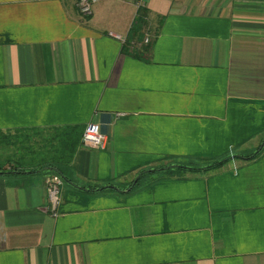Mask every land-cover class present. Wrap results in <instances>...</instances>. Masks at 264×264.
Returning <instances> with one entry per match:
<instances>
[{
	"label": "crops",
	"instance_id": "crops-1",
	"mask_svg": "<svg viewBox=\"0 0 264 264\" xmlns=\"http://www.w3.org/2000/svg\"><path fill=\"white\" fill-rule=\"evenodd\" d=\"M263 137L264 0H0V264H264Z\"/></svg>",
	"mask_w": 264,
	"mask_h": 264
},
{
	"label": "trees",
	"instance_id": "trees-1",
	"mask_svg": "<svg viewBox=\"0 0 264 264\" xmlns=\"http://www.w3.org/2000/svg\"><path fill=\"white\" fill-rule=\"evenodd\" d=\"M139 9V8H138ZM144 23L143 17L141 16V14L137 15V18L135 19V22L133 23V25L131 26L130 32H129V36L127 40H124L122 43V49L125 50L128 46V43L130 41V38L133 36H136L140 30L141 27ZM25 135H21V136H17L14 137L15 140H17L18 138H22ZM13 138V137H11ZM263 139V138H262ZM261 139V141H262ZM68 148H70V144H68ZM264 149V143L259 147L256 148V150L254 152H252L250 155H247L245 157H243L244 160L246 159H250L255 157L260 151H262ZM63 157H59L57 156L56 159H59L58 161H65ZM229 158L228 154L227 155H223V156H219V157H209V158H202V157H166V159L164 160H160V161H155V163H149L148 165L139 167L135 174L133 175V177L136 174H139V177L133 181V179H131L130 183L128 184L130 186V188L126 191L127 193L134 190L135 188L139 187L141 184L144 183H148V182H152L158 178H161L162 175L158 174L159 172H161L165 167L166 169H169V167H167L169 164H178V166L176 167L177 170H198L201 169V167H204V169H208L210 167H215V166H219L222 163H224L227 159ZM55 159V161H57ZM175 162V163H172ZM202 166H198V165ZM155 165L154 167H149ZM42 168V167H40ZM56 171L60 173V170L58 167H56ZM150 168V169H148ZM145 169V170H144ZM154 172V175L148 179L146 182L143 183H139V179L145 174V173H151ZM61 176L63 177L64 180H66L67 182H70L69 179H67V177H65L62 173H60ZM126 188V187H125ZM104 189H110V190H115L112 186H102V185H94L92 190H104Z\"/></svg>",
	"mask_w": 264,
	"mask_h": 264
},
{
	"label": "built area",
	"instance_id": "built-area-1",
	"mask_svg": "<svg viewBox=\"0 0 264 264\" xmlns=\"http://www.w3.org/2000/svg\"><path fill=\"white\" fill-rule=\"evenodd\" d=\"M136 9L144 6L146 0H131ZM95 0H76V7L80 14L88 15L91 13V6ZM116 37H118L116 35ZM143 41H148V37L145 36ZM81 143L84 146L101 149L106 142V135L100 131L98 125L93 122L86 123L80 138ZM61 178L59 175L54 174L48 176L44 180L45 192L47 201L49 203L50 211L54 215L55 209L59 201Z\"/></svg>",
	"mask_w": 264,
	"mask_h": 264
},
{
	"label": "rangeland",
	"instance_id": "rangeland-1",
	"mask_svg": "<svg viewBox=\"0 0 264 264\" xmlns=\"http://www.w3.org/2000/svg\"><path fill=\"white\" fill-rule=\"evenodd\" d=\"M11 137H13L14 138V136H11ZM23 140H21V141H18L19 143H20V147H21V150H22V153H23V155H27V151H28V149H29V141H28V139L26 138V137H23L22 138ZM263 139H264V137H263ZM262 139V140H263ZM14 148V147H13ZM255 149H256V147L255 148H253L252 150H253V152L255 151ZM251 150V151H252ZM169 165H172V164H169ZM175 165H178V164H175ZM148 169H150V168H148ZM145 170V169H144ZM53 173H55V172H53ZM174 173H176V172H174ZM162 174H165V172L163 171L162 172ZM137 175V174H136ZM154 175V172H151V173H145L140 179H139V183H143L144 181H146V180H148V179H150L152 176ZM135 177V176H134ZM129 186V185H128ZM128 186L126 187V188H128ZM114 188H116V189H119V188H117V187H114ZM125 188V189H126ZM120 190V189H119Z\"/></svg>",
	"mask_w": 264,
	"mask_h": 264
},
{
	"label": "water",
	"instance_id": "water-1",
	"mask_svg": "<svg viewBox=\"0 0 264 264\" xmlns=\"http://www.w3.org/2000/svg\"><path fill=\"white\" fill-rule=\"evenodd\" d=\"M264 143V139L260 142V144H259V147L262 145ZM169 167H176V166H178V165H175V164H172V165H168ZM47 169H51V170H53V171H56V169L55 168H53V167H46ZM164 168V167H163ZM139 177V174H137V175H135V177L133 178V181H135L137 178ZM114 188V187H113ZM130 188V186H128V188H126V189H123V190H119V189H116V188H114L115 190H117V191H127L128 189Z\"/></svg>",
	"mask_w": 264,
	"mask_h": 264
}]
</instances>
